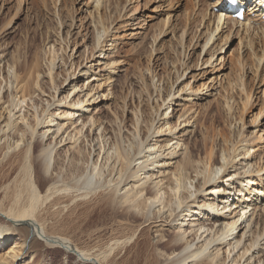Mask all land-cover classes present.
I'll return each mask as SVG.
<instances>
[{
	"label": "bare ground",
	"instance_id": "1",
	"mask_svg": "<svg viewBox=\"0 0 264 264\" xmlns=\"http://www.w3.org/2000/svg\"><path fill=\"white\" fill-rule=\"evenodd\" d=\"M256 6L252 10L260 12ZM222 19L220 12L214 15L215 29L207 27L203 47L226 25L228 18ZM261 34L258 65L264 56ZM32 48L10 55L1 51L0 71L7 68L2 80L9 86L0 92V248L4 247L0 264H43L47 249L61 251L62 264L71 259L72 264H93L90 257L96 259L94 264H264V179L261 170L253 171L255 156L249 153L254 146L249 140L240 132L231 139V133L222 129L186 143L180 131L176 132V124L166 120L178 113L177 126L189 125L195 112L186 116L191 108L179 105L178 96L171 98L173 82L159 90L158 98L170 105L159 126L154 124L159 110L151 119L143 104L151 96L147 85L130 92L138 103L131 105L128 120L115 115L103 122L91 112L86 116L85 104L96 100L95 95L89 97L92 89L84 99L76 93L68 100L79 89L78 81L70 82L60 100L54 101V94L49 93V99L43 100L45 90L39 78L45 71ZM53 67L50 62L47 74L52 84L57 77ZM186 89L193 94L185 92L188 102L197 93L188 85L177 92ZM248 93L241 99L242 110L251 100ZM230 100L233 98L225 101L228 111L232 110ZM53 105L57 106L54 111ZM60 106L64 111L55 114ZM217 107L215 122L222 123ZM122 110L124 113V107ZM139 112L145 115L147 131L139 122ZM233 113L229 114L232 122L240 121L243 127L241 115ZM197 118L193 123H198ZM202 118L207 121V116ZM162 134L168 136L160 139ZM171 158L176 160L175 166L167 170ZM79 201L84 206L95 201L96 206L76 212ZM73 214L74 219L79 214L83 217L71 225L65 217ZM79 224L100 236L111 231L97 254L77 248L65 235L80 229ZM137 231V236L152 231L154 241L140 245ZM123 249L127 253L133 250L130 258L116 259Z\"/></svg>",
	"mask_w": 264,
	"mask_h": 264
},
{
	"label": "rangeland",
	"instance_id": "2",
	"mask_svg": "<svg viewBox=\"0 0 264 264\" xmlns=\"http://www.w3.org/2000/svg\"><path fill=\"white\" fill-rule=\"evenodd\" d=\"M214 8V0H0V58L4 56L1 51L10 55L19 49L23 53L28 46L33 47L32 51L45 71L39 78L45 90L43 100L48 98L47 93L54 94V101L60 100L71 83L78 81L79 89L71 93L68 100L73 99L76 93L84 99L83 95L92 89L89 97L95 95L96 100L94 104L87 102L83 113L87 116L91 112L103 122L115 118V115L130 119L131 105L138 103L136 98L130 96V92L145 89L147 85L151 96L143 104L152 114L151 119L156 115L155 110H159L154 123L158 122L159 126L160 118L162 120L166 112L164 109L170 106L158 98L159 90L161 92L167 82L168 86L173 82L171 98L178 96L179 105H185V110L191 108L186 116L195 112L189 125L177 126L181 120H176L178 113L166 120L171 125L176 124V132L180 131L181 139L183 137L186 143H194L202 139L203 134H213L211 130L218 133L222 129L231 133L233 139L240 132L254 146L251 150L254 152L249 153L255 156L252 160L253 171L261 170L259 175L264 179V56L259 65L255 63L262 54L263 47L258 44V38L261 32L264 33V23L260 25L256 18L259 12L252 8L245 22L237 23L229 19L225 22L224 18L222 21L226 25L218 29L211 42L203 47L208 35L207 27L215 29L216 26L215 21L212 23L217 14ZM251 13L254 15L251 16ZM210 54L213 57L210 58ZM208 59V64L203 63ZM50 62L54 63L52 74L57 76L54 85L47 74ZM6 70L4 67V73L0 71V92L9 86L2 80V76L7 74ZM152 75H155L154 79ZM178 75L179 79L174 82ZM240 82L242 86L238 87ZM184 85L197 93L188 102L184 96L193 95L191 91L186 89L177 92ZM246 93L250 94L251 100L242 110L241 99ZM230 97L234 103L233 100L228 101L232 107L228 111L225 101ZM60 107L55 114L64 111L65 107ZM216 107L222 123L218 119L215 122L218 116ZM52 108L54 111L57 106L53 105ZM232 112L236 117L241 115L243 127L240 121L232 122L229 116ZM1 114L0 110L2 117ZM137 115L146 129L145 115L140 112ZM202 115L207 116V121ZM196 117L199 118L197 124L193 123ZM182 129H186L185 132L181 133ZM166 136L162 134L160 139ZM87 145L85 143L86 152ZM93 156L94 151H91L90 157ZM175 161L173 158L167 161V170L175 166ZM239 165L240 162L237 168L241 167ZM240 172L243 170L240 169ZM2 202L3 189L0 188V204ZM83 203L79 201L76 212L80 208L96 206L93 204L95 201L90 204L86 202L85 206ZM258 205H262L260 199ZM74 217V214L67 215L65 221L71 225L77 224L83 215L79 214L77 219ZM51 222L48 219L47 223ZM79 225L80 229L65 233L77 248H89V251L97 254L111 237V231L100 236L93 228ZM137 234L138 231L135 237ZM137 237L136 242L140 245L154 241L152 231H143ZM5 245L8 243H3ZM10 248L12 245L5 253ZM60 252L58 249H47L41 258L42 263L62 264ZM132 252L127 253L123 249L116 259L123 257L127 260ZM89 259L90 263H96L95 258ZM72 260L68 264L74 263Z\"/></svg>",
	"mask_w": 264,
	"mask_h": 264
}]
</instances>
